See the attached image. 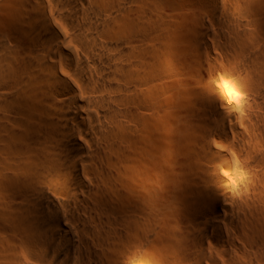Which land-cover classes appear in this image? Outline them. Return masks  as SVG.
I'll return each instance as SVG.
<instances>
[{"label": "bare ground", "instance_id": "6f19581e", "mask_svg": "<svg viewBox=\"0 0 264 264\" xmlns=\"http://www.w3.org/2000/svg\"><path fill=\"white\" fill-rule=\"evenodd\" d=\"M0 264H264V0H0Z\"/></svg>", "mask_w": 264, "mask_h": 264}]
</instances>
